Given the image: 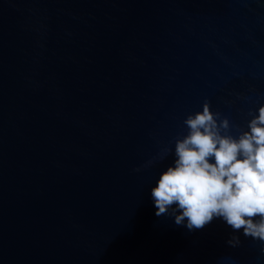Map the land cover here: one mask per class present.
I'll return each mask as SVG.
<instances>
[{
  "label": "water",
  "instance_id": "obj_1",
  "mask_svg": "<svg viewBox=\"0 0 264 264\" xmlns=\"http://www.w3.org/2000/svg\"><path fill=\"white\" fill-rule=\"evenodd\" d=\"M205 101L234 137L264 105V0H0V264H264L155 215Z\"/></svg>",
  "mask_w": 264,
  "mask_h": 264
},
{
  "label": "clouds",
  "instance_id": "obj_2",
  "mask_svg": "<svg viewBox=\"0 0 264 264\" xmlns=\"http://www.w3.org/2000/svg\"><path fill=\"white\" fill-rule=\"evenodd\" d=\"M184 124L188 132L175 142L174 165L151 189L155 215L174 216L177 225L187 221L189 230L222 218L234 231L264 241V105L238 137L207 101ZM228 243L240 241L234 236Z\"/></svg>",
  "mask_w": 264,
  "mask_h": 264
}]
</instances>
